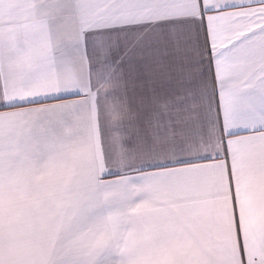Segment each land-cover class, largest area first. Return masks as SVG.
I'll list each match as a JSON object with an SVG mask.
<instances>
[{
	"label": "snow or ice",
	"instance_id": "6c2138e0",
	"mask_svg": "<svg viewBox=\"0 0 264 264\" xmlns=\"http://www.w3.org/2000/svg\"><path fill=\"white\" fill-rule=\"evenodd\" d=\"M0 264H264V0H0Z\"/></svg>",
	"mask_w": 264,
	"mask_h": 264
},
{
	"label": "crops",
	"instance_id": "0c3cea01",
	"mask_svg": "<svg viewBox=\"0 0 264 264\" xmlns=\"http://www.w3.org/2000/svg\"><path fill=\"white\" fill-rule=\"evenodd\" d=\"M117 104H119L118 98L106 96L104 91H101L97 98L96 112L102 120L115 122L119 119V113L114 110V106Z\"/></svg>",
	"mask_w": 264,
	"mask_h": 264
}]
</instances>
